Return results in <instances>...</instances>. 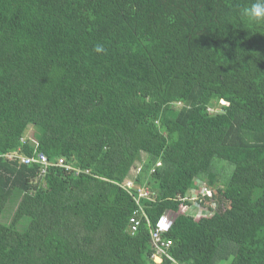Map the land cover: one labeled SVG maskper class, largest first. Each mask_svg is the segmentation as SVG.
<instances>
[{"label":"trees","instance_id":"trees-1","mask_svg":"<svg viewBox=\"0 0 264 264\" xmlns=\"http://www.w3.org/2000/svg\"><path fill=\"white\" fill-rule=\"evenodd\" d=\"M255 2L0 0V264H169L151 258L166 211L177 264H264ZM36 150L44 174L6 155Z\"/></svg>","mask_w":264,"mask_h":264},{"label":"built area","instance_id":"built-area-1","mask_svg":"<svg viewBox=\"0 0 264 264\" xmlns=\"http://www.w3.org/2000/svg\"><path fill=\"white\" fill-rule=\"evenodd\" d=\"M25 139V138H24ZM23 139V140H24ZM31 143L34 145L35 144V140H31ZM36 149V148H35ZM7 155V159L11 160L12 158H17L18 162L21 164H38L39 165V174H44L46 172V169L48 166L51 165V162L48 160V158L46 157L45 154L39 152L36 150V154L35 155H23V154H19L18 152L12 154H6ZM58 165L60 166H64L67 169H73L72 166H70L69 164L64 163L63 159H59L57 162ZM75 170V169H73ZM78 172V170H76V173ZM121 187L124 189H131V188H137V197H136V201L139 204V200L143 197H147L149 196V189L147 187H140V186H136L133 182V178L132 179H127L125 180L122 184ZM202 188H199V190ZM203 190V189H202ZM197 195L195 192H192L190 195H188L186 198L189 200H194V205L196 207H198V203L196 202ZM190 212L191 213H196L197 210H195L194 208H190ZM174 215V214H173ZM174 216H172V213L169 212H165L164 214H162L158 220L156 221L154 227L151 228L150 230V238H151V244L153 246V253L151 255V258L154 260H158L161 256H166L170 259V263L169 264H177V262L175 260H173L170 255L168 254V249L171 245V239L166 238L165 234L168 232L172 221H173ZM141 221V211L137 208V210H135L133 212V215L130 217L129 223H130V231L133 233L134 231H136L137 227L139 226Z\"/></svg>","mask_w":264,"mask_h":264},{"label":"clouds","instance_id":"clouds-1","mask_svg":"<svg viewBox=\"0 0 264 264\" xmlns=\"http://www.w3.org/2000/svg\"><path fill=\"white\" fill-rule=\"evenodd\" d=\"M242 15H244L245 17L249 18L250 20H254V21L255 20H264V0H256V2L253 3L250 7L244 8ZM97 51H100V49L97 48ZM139 168H140V166H138L137 168L130 169L129 175L130 174L133 175V177H132L133 179L139 173ZM132 170H136V171L132 172ZM129 175H128V177H129ZM128 177H127V179H128ZM127 179H125V180H127Z\"/></svg>","mask_w":264,"mask_h":264},{"label":"rangeland","instance_id":"rangeland-1","mask_svg":"<svg viewBox=\"0 0 264 264\" xmlns=\"http://www.w3.org/2000/svg\"><path fill=\"white\" fill-rule=\"evenodd\" d=\"M214 110H215L214 108L210 109L211 112H216ZM31 129L32 128L29 127V130H31ZM142 158H144V156ZM135 171L136 170H132V172H135ZM132 177H133V175L130 174L128 179H132ZM199 182H201V181H199ZM201 191H203V190H201ZM16 203H17V199H16V202H15V200L9 201V203L6 205L5 211H4L3 215L0 218L2 222H4V223H9L10 222L11 217L13 215V212L15 210ZM194 209L197 210V207L195 206ZM172 216H174V215L172 214ZM220 264H229V260L228 261H222Z\"/></svg>","mask_w":264,"mask_h":264}]
</instances>
